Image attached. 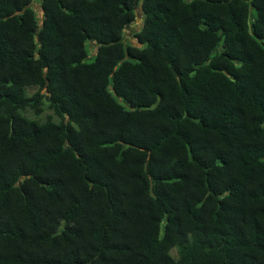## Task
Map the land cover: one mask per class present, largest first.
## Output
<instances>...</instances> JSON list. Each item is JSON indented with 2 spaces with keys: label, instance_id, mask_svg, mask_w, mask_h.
Segmentation results:
<instances>
[{
  "label": "trees",
  "instance_id": "trees-1",
  "mask_svg": "<svg viewBox=\"0 0 264 264\" xmlns=\"http://www.w3.org/2000/svg\"><path fill=\"white\" fill-rule=\"evenodd\" d=\"M0 264H264V0H0Z\"/></svg>",
  "mask_w": 264,
  "mask_h": 264
},
{
  "label": "rangeland",
  "instance_id": "rangeland-1",
  "mask_svg": "<svg viewBox=\"0 0 264 264\" xmlns=\"http://www.w3.org/2000/svg\"><path fill=\"white\" fill-rule=\"evenodd\" d=\"M34 6L38 12L39 17H42V8L40 6V3L38 1H35ZM138 10L140 11V8H138ZM141 26H142V15L136 19L134 25L132 26L130 25L127 27V30L125 32L126 39H130L131 41H134V34ZM86 46L88 51V58L86 60L88 62H91L95 58L97 45L95 42L88 40Z\"/></svg>",
  "mask_w": 264,
  "mask_h": 264
},
{
  "label": "water",
  "instance_id": "water-1",
  "mask_svg": "<svg viewBox=\"0 0 264 264\" xmlns=\"http://www.w3.org/2000/svg\"><path fill=\"white\" fill-rule=\"evenodd\" d=\"M141 16L140 12L137 11V18H139Z\"/></svg>",
  "mask_w": 264,
  "mask_h": 264
}]
</instances>
